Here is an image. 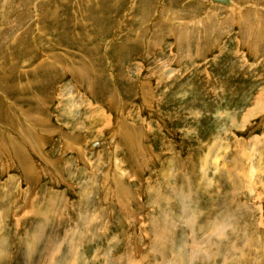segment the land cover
<instances>
[{
    "label": "rangeland",
    "instance_id": "obj_1",
    "mask_svg": "<svg viewBox=\"0 0 264 264\" xmlns=\"http://www.w3.org/2000/svg\"><path fill=\"white\" fill-rule=\"evenodd\" d=\"M233 1L0 0V264H264V0Z\"/></svg>",
    "mask_w": 264,
    "mask_h": 264
},
{
    "label": "bare ground",
    "instance_id": "obj_2",
    "mask_svg": "<svg viewBox=\"0 0 264 264\" xmlns=\"http://www.w3.org/2000/svg\"><path fill=\"white\" fill-rule=\"evenodd\" d=\"M205 1H207V0H205ZM207 2H210V3H215V4H218V5H224V4H220V3H217V2H212V1H207ZM235 4V2L232 0V4H230V5H225V6H233ZM40 117V116H39ZM121 128V127H120ZM123 128V132H124V136L125 135H127L128 133H126V128H125V126H123L122 127ZM128 136H129V134H128ZM130 138H126L125 140L126 141H133V140H129ZM129 142H128V144H129ZM4 145V144H3ZM5 146V145H4ZM131 146H132V142H131ZM2 148V147H1ZM4 150V149H3ZM133 151V150H132ZM144 157V156H143ZM191 158V157H190ZM145 160V159H144ZM26 162V161H25ZM115 163H117V160L115 159ZM26 165H24V166H27V163H25ZM189 164V163H188ZM146 166V165H145ZM29 167V166H28ZM191 168H192V166H191ZM26 170V169H25ZM24 172H27V171H23V173ZM28 174V173H27ZM30 174L31 173H29L28 175L30 176ZM117 175V174H116ZM163 177V176H162ZM121 181V180H120ZM200 185V184H199ZM148 187V186H147ZM147 189H151V187L150 188H147ZM153 190V189H152ZM122 191V190H121ZM148 191H150V190H148ZM171 191V190H170ZM123 192V191H122ZM171 192H173V191H171ZM124 193V192H123ZM122 193V194H123ZM125 198H128V196L126 197L125 196ZM196 202V201H195ZM126 203V202H125ZM132 212V211H131ZM186 212H187V208H186ZM189 213V216H188V218H187V223H188V226H189V228L193 231V230H195L196 228L195 227H193V222H194V218H193V214L192 213H190V212H188ZM195 216V215H194ZM210 216V215H209ZM208 216V217H209ZM207 217V216H206ZM208 219V218H207ZM206 219V220H207ZM205 222V221H204ZM226 222V221H225ZM209 223V222H208ZM210 227H211V229H215V228H217L216 226H215V228L213 227V224L211 223V225H210ZM204 229H206V228H204ZM203 229V230H204ZM220 230V229H219ZM202 231V230H201ZM194 232V231H193ZM203 233H204V231H203ZM209 235V234H208ZM220 237H222V233H220V235H219ZM164 237V235L162 234V233H158V232H153V240H154V243H160L159 241L162 239ZM205 239V238H204ZM207 239V238H206ZM214 239V238H213ZM1 240V239H0ZM209 241V240H208ZM206 243H209V242H206ZM186 243H184V245H185ZM204 246V245H203ZM70 248V247H69ZM199 248V247H198ZM186 249H182V251H185ZM201 250V249H200ZM6 253V252H5ZM198 252H196V253H194V254H191V255H186L184 258H182V255L181 254H178L177 255V259L179 260V259H181V260H185V262H186V260H187V258L188 257H192V256H194V255H196ZM200 254H201V251H200ZM2 256V255H1ZM3 257V256H2ZM196 257V256H195ZM0 260H1V257H0ZM164 264H166V263H164Z\"/></svg>",
    "mask_w": 264,
    "mask_h": 264
},
{
    "label": "water",
    "instance_id": "obj_3",
    "mask_svg": "<svg viewBox=\"0 0 264 264\" xmlns=\"http://www.w3.org/2000/svg\"><path fill=\"white\" fill-rule=\"evenodd\" d=\"M207 1L217 2V3H220V4H224V5L232 4V0H207Z\"/></svg>",
    "mask_w": 264,
    "mask_h": 264
}]
</instances>
